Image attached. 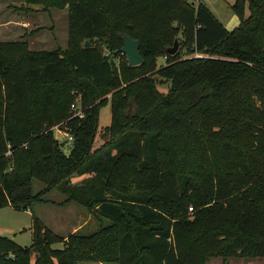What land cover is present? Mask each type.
<instances>
[{"label":"trees","instance_id":"1","mask_svg":"<svg viewBox=\"0 0 264 264\" xmlns=\"http://www.w3.org/2000/svg\"><path fill=\"white\" fill-rule=\"evenodd\" d=\"M28 1L67 7L68 40H0V208L31 210L56 190L97 227L64 238L31 213V243L0 235V264L264 258V0H235L231 29L203 0ZM120 33L138 40L140 64H127ZM175 37L206 56L168 53Z\"/></svg>","mask_w":264,"mask_h":264},{"label":"rangeland","instance_id":"2","mask_svg":"<svg viewBox=\"0 0 264 264\" xmlns=\"http://www.w3.org/2000/svg\"><path fill=\"white\" fill-rule=\"evenodd\" d=\"M198 1L200 0H193V3L196 4ZM234 1L203 0L212 14L227 29L234 28L239 23L238 17L230 7ZM12 39L26 40L30 50L65 49L68 40L67 7H45L41 3L29 2L28 0H0V40ZM178 51L181 57L206 56L190 52L185 44H181V41L180 44L178 43ZM156 61L159 67L164 65L165 58L160 56ZM157 81L158 90L165 94L169 82L159 79ZM74 102H80L78 96ZM110 106L111 102L108 99L99 110L98 131L94 139V148L100 147L103 143L101 132L110 123ZM61 123L58 122L53 125V133L57 141L63 143L62 148L67 153L71 142L66 140V136L58 131ZM40 186L41 184L34 182L35 190ZM45 198L50 202L36 203L31 210L19 211L10 206L0 208V235L9 237L22 246H28L31 243V213L40 217L45 225L64 238L76 230L89 232L97 227L96 219L81 205L74 202L60 204L64 199V195L60 192L52 190L45 195ZM54 246L61 247L62 244L56 243ZM79 264L110 263L81 262ZM205 264H264V258L222 257L216 254L210 256Z\"/></svg>","mask_w":264,"mask_h":264},{"label":"water","instance_id":"3","mask_svg":"<svg viewBox=\"0 0 264 264\" xmlns=\"http://www.w3.org/2000/svg\"><path fill=\"white\" fill-rule=\"evenodd\" d=\"M119 36L123 41L121 47V52L125 55L127 64L130 66L138 65L143 61L142 56L139 54V42L137 39L131 38L126 33H120ZM89 42L86 40L84 46H89ZM178 49V39L174 38V43L172 46L166 47V51L170 54H174Z\"/></svg>","mask_w":264,"mask_h":264},{"label":"built area","instance_id":"4","mask_svg":"<svg viewBox=\"0 0 264 264\" xmlns=\"http://www.w3.org/2000/svg\"><path fill=\"white\" fill-rule=\"evenodd\" d=\"M71 109L73 111V116H79V117L83 116L82 110L79 109V107L75 103L71 104ZM58 131L66 136V140H68L69 142H72V135L69 132H67V130L58 128Z\"/></svg>","mask_w":264,"mask_h":264}]
</instances>
